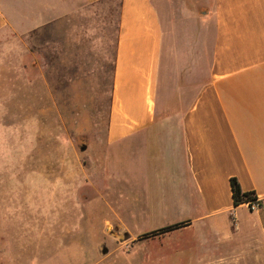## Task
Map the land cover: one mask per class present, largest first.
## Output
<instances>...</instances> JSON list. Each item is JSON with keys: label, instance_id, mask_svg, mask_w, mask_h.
<instances>
[{"label": "crops", "instance_id": "crops-1", "mask_svg": "<svg viewBox=\"0 0 264 264\" xmlns=\"http://www.w3.org/2000/svg\"><path fill=\"white\" fill-rule=\"evenodd\" d=\"M112 1L0 0V42L48 30L71 15L80 24L83 8L108 7ZM163 1L117 0L106 133L93 155L100 168L89 182L45 183L47 206H53L48 194L57 189L67 199L72 190L101 188L102 198H120L122 247L144 241L140 253L154 245L163 249L164 234L174 244L176 236L197 230L221 248L249 238L255 258L250 264H264V206L252 211L245 203L235 206L230 187L233 177L242 191L264 199V0H213L210 56L187 54L184 66L177 64L183 55H171L165 47ZM119 155L120 181L110 166ZM16 208L0 193V264L13 260L1 226L18 217ZM169 211L171 223L151 231L181 226L165 233L143 237L150 231L125 223L145 221L147 215L162 221ZM53 222L58 224L55 216H42V228Z\"/></svg>", "mask_w": 264, "mask_h": 264}, {"label": "rangeland", "instance_id": "rangeland-1", "mask_svg": "<svg viewBox=\"0 0 264 264\" xmlns=\"http://www.w3.org/2000/svg\"><path fill=\"white\" fill-rule=\"evenodd\" d=\"M213 4L163 1L165 47L171 55H183L177 64L184 66L191 53L210 56ZM116 26L113 0L108 7L83 8L80 24L71 15L51 23L48 30L0 42V193L18 213L12 224L3 221L1 226V233L10 237L3 241L11 243V264H250L255 258L249 238L221 248L205 231L176 236V251L165 248L174 245L165 234L163 249L154 245L140 253L137 247L144 241L122 247L120 198H102L101 188L72 190L67 199L64 190L57 189L48 194L53 206H47L45 183L73 184L80 178L89 182L100 166L93 155L102 149L106 133ZM110 166L119 180L120 155L111 158ZM47 213L58 224L46 229L42 216ZM169 217L170 211L161 214L162 221L147 215L145 221L131 218L125 223L146 232L171 223ZM61 224L73 233H65Z\"/></svg>", "mask_w": 264, "mask_h": 264}, {"label": "trees", "instance_id": "trees-1", "mask_svg": "<svg viewBox=\"0 0 264 264\" xmlns=\"http://www.w3.org/2000/svg\"><path fill=\"white\" fill-rule=\"evenodd\" d=\"M230 187H231V192H232V197H233V203L235 206L242 204V203L246 202L247 200L253 199L256 197V195L254 194L253 191H242L237 180L233 177L230 178ZM179 226H181V225L165 226L163 228L145 233L143 235V237L165 233V232H168V231L173 230L175 228H178Z\"/></svg>", "mask_w": 264, "mask_h": 264}, {"label": "built area", "instance_id": "built-area-1", "mask_svg": "<svg viewBox=\"0 0 264 264\" xmlns=\"http://www.w3.org/2000/svg\"><path fill=\"white\" fill-rule=\"evenodd\" d=\"M247 207L252 211V210H256L261 206H264V199H258L257 197L253 198V199H249L246 202H244Z\"/></svg>", "mask_w": 264, "mask_h": 264}, {"label": "water", "instance_id": "water-1", "mask_svg": "<svg viewBox=\"0 0 264 264\" xmlns=\"http://www.w3.org/2000/svg\"><path fill=\"white\" fill-rule=\"evenodd\" d=\"M84 149H85V146L82 147V150H84Z\"/></svg>", "mask_w": 264, "mask_h": 264}]
</instances>
